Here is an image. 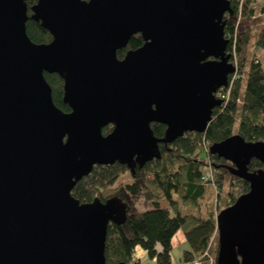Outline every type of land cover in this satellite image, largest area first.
Wrapping results in <instances>:
<instances>
[{
  "label": "water",
  "instance_id": "1",
  "mask_svg": "<svg viewBox=\"0 0 264 264\" xmlns=\"http://www.w3.org/2000/svg\"><path fill=\"white\" fill-rule=\"evenodd\" d=\"M31 9L50 42L27 34L26 0H0V264H107L108 226L125 221L126 204L80 202L72 190L97 165L143 167L161 157V142L207 129L217 90L237 70L224 34L231 2L38 0ZM137 33L144 43L119 58ZM45 72L63 78L70 111L55 104ZM210 152L250 184L217 214V264H264V168L248 167L264 164V141L234 134Z\"/></svg>",
  "mask_w": 264,
  "mask_h": 264
},
{
  "label": "trees",
  "instance_id": "2",
  "mask_svg": "<svg viewBox=\"0 0 264 264\" xmlns=\"http://www.w3.org/2000/svg\"><path fill=\"white\" fill-rule=\"evenodd\" d=\"M37 1L26 0L30 16L26 23L27 34L34 42L47 43L53 39L51 32L31 18V8ZM259 1L230 0L233 13L227 12L224 16V34L229 39L227 51L232 53L231 62L237 70L230 74L228 85L222 90V104L214 109L207 129L188 131L173 142H161V157L143 167L136 165L132 170L119 162L97 165L74 186L72 194L80 202H90L97 197L105 201L117 196L126 204L125 221L108 226L107 264H142L135 258L138 246L157 264H173L174 238L179 232L189 244L182 251V264H217V214L249 191L250 184L232 174L231 163L211 153L210 147L234 134L248 141H264V66L254 56L248 61L253 35H256V46L264 48V0ZM243 20H247L245 26H241ZM143 43L140 33L133 35L127 46L118 50V57L123 58L128 50ZM45 77L52 87L55 104L70 111L63 100V78L48 72ZM151 126L158 138L165 136L164 124L154 122ZM112 128L111 124L105 126L103 133L108 134ZM248 167L256 171L264 168V164L252 159ZM209 170L212 171L210 177L206 176ZM126 173H130L132 181L118 183ZM226 182L228 193L221 206L220 192ZM212 187L217 193L214 206L207 202ZM138 198L149 208L134 210ZM163 202L166 205H162Z\"/></svg>",
  "mask_w": 264,
  "mask_h": 264
},
{
  "label": "rangeland",
  "instance_id": "3",
  "mask_svg": "<svg viewBox=\"0 0 264 264\" xmlns=\"http://www.w3.org/2000/svg\"><path fill=\"white\" fill-rule=\"evenodd\" d=\"M257 21L258 20H254L253 22H257ZM246 23H247V20H243L241 22V26H245ZM255 40H256V35H253L251 53L248 57V61L250 59H252V57L254 56V57H257L261 61L262 65L264 66V48L257 47L255 44ZM248 61H247V66H248ZM131 181H132V177H131L130 173H126L118 181V183L125 184V183L131 182ZM212 188H213V190H211L212 191L211 196L207 199V202L213 204V206H214V204H216L215 202L217 199V193H216L215 188L214 187H212ZM227 193H228V183L226 182L224 187L222 188V190L220 192L221 195H220L219 202H220L221 206H223L225 203ZM162 205H166V203L163 202ZM146 208H149V207L145 204V202L142 199L138 198V200L136 202V208L134 210H144ZM218 211H219V209H218ZM188 247H189V244L186 241H184L181 232H179L174 238V248L172 250V263L173 264H179L180 263V257L182 255V251ZM136 254L141 257L142 264H157L156 260L154 258L149 257L146 250H144L141 246L137 247Z\"/></svg>",
  "mask_w": 264,
  "mask_h": 264
},
{
  "label": "built area",
  "instance_id": "4",
  "mask_svg": "<svg viewBox=\"0 0 264 264\" xmlns=\"http://www.w3.org/2000/svg\"><path fill=\"white\" fill-rule=\"evenodd\" d=\"M223 88H224V87H221V88H219V89L217 90L216 95H217L218 98H221V99L223 98V95H222V90H223ZM206 176H208V177L212 176V171L209 170V172L206 174ZM189 264H197V263H196V262H191V263H189Z\"/></svg>",
  "mask_w": 264,
  "mask_h": 264
},
{
  "label": "crops",
  "instance_id": "5",
  "mask_svg": "<svg viewBox=\"0 0 264 264\" xmlns=\"http://www.w3.org/2000/svg\"><path fill=\"white\" fill-rule=\"evenodd\" d=\"M136 250H137V248H136ZM135 258H136V259H139V260L141 261V263H142L141 257H140L139 255L136 254V251H135ZM179 264H182V263L180 262Z\"/></svg>",
  "mask_w": 264,
  "mask_h": 264
}]
</instances>
